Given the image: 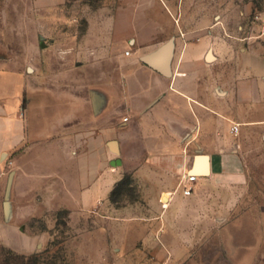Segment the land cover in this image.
Returning <instances> with one entry per match:
<instances>
[{"label":"crops","instance_id":"1","mask_svg":"<svg viewBox=\"0 0 264 264\" xmlns=\"http://www.w3.org/2000/svg\"><path fill=\"white\" fill-rule=\"evenodd\" d=\"M29 2L32 10L61 12L82 0ZM81 6L89 13L83 38L41 37L42 66L22 70L0 58V232L16 224L32 233L18 225L13 211L19 159L31 158V183H46L53 157L59 160L58 187L70 192L69 203L112 202L116 185L128 174L141 194L157 197V204L159 196L161 203L167 199L171 212L162 218L163 232L146 231L134 260L117 264H177L173 255L181 250L180 239L197 230L199 191L217 177H240L249 155L264 148V54L262 68L228 67L233 54L243 59L255 47L247 24L256 0H102ZM60 23L66 29V19ZM227 40L249 46L238 51ZM170 41L167 77L142 59ZM84 72L92 77L89 83ZM197 156L207 157L209 174H196L194 192L185 196L181 184ZM40 165L42 174L34 175ZM8 172L11 213L6 217ZM167 221L176 222L174 228ZM257 233L245 235L246 256L239 264L256 262L258 246L250 240ZM0 245L20 254L36 251L17 252L1 237Z\"/></svg>","mask_w":264,"mask_h":264},{"label":"rangeland","instance_id":"2","mask_svg":"<svg viewBox=\"0 0 264 264\" xmlns=\"http://www.w3.org/2000/svg\"><path fill=\"white\" fill-rule=\"evenodd\" d=\"M91 1L97 4L102 0H82L79 6L70 4L61 12L57 8L51 12L32 10L29 0L0 2V58L22 70L32 68L31 64L42 66L38 55L42 52L41 37L56 42L81 40L88 25L85 16L89 14L83 8L81 11V5ZM256 10H264V0H256ZM64 18L66 29L60 23ZM249 25L250 22L247 28ZM256 29L254 26L253 31ZM227 41L236 44L238 51L249 46L239 40ZM251 45L255 47L247 57L236 59L233 54L228 67L262 68L264 42L254 40ZM56 51L57 47L51 52ZM52 64L58 67L57 61ZM83 76L88 83L92 79L89 73L84 72ZM253 155L255 157L247 158L246 173L234 179L217 177L211 186L199 191L197 196L202 201L196 206L194 228L197 230L195 236L180 239L181 250L173 255L177 264H239L246 256L242 252L244 242L249 241L245 235L256 230L258 235L250 240L258 246L257 259L252 264H264V148L259 147ZM31 161L28 156L19 159L13 211L18 225L34 234L12 224L13 227H4L0 237L4 246L17 252L36 251L20 254L0 245V264L125 263L133 261L138 249L145 244L146 231L163 232L162 218L167 210L171 212L170 207L163 206L161 196L157 204V197L141 194L131 174L116 185L112 202L76 205L69 203L70 192L58 187V158L52 157L49 161L51 170L47 178L50 179L46 183L43 180L31 183ZM37 169L39 173L36 171L34 175H41L42 166ZM10 173L6 176L4 198ZM71 175L74 178V172ZM162 200L168 202L163 197ZM6 202L9 207L6 211L4 206V212L9 217L11 200L5 201V205ZM142 213L149 216L147 220ZM1 218L0 209V221ZM174 223L167 221L166 226L174 228ZM220 232L226 236L220 237ZM206 233L210 236L206 237ZM156 239L159 241L157 234ZM37 243L40 245L36 248Z\"/></svg>","mask_w":264,"mask_h":264},{"label":"water","instance_id":"3","mask_svg":"<svg viewBox=\"0 0 264 264\" xmlns=\"http://www.w3.org/2000/svg\"><path fill=\"white\" fill-rule=\"evenodd\" d=\"M172 55H173V42L170 41L159 52L152 55L144 56L142 60L145 64L151 66L152 68L163 74L164 76L169 77L171 75L170 65L172 61ZM209 59H212V56H210ZM191 172L201 176H207L209 174L207 157L197 156L195 158L194 166ZM9 193H10V183L6 192V201H8L9 199ZM5 207L6 209H8L9 207L7 202Z\"/></svg>","mask_w":264,"mask_h":264},{"label":"built area","instance_id":"4","mask_svg":"<svg viewBox=\"0 0 264 264\" xmlns=\"http://www.w3.org/2000/svg\"><path fill=\"white\" fill-rule=\"evenodd\" d=\"M250 25L247 28V37L252 40H262L264 42V10H256L253 12L249 19ZM254 26L257 27L255 31ZM259 28V30H258ZM258 31V33H257ZM128 118L125 119L127 121ZM239 126L233 128V132L237 133ZM198 181V176L192 172H188L182 181V190L185 196H190L194 192V186ZM163 202V206L167 207V204Z\"/></svg>","mask_w":264,"mask_h":264}]
</instances>
